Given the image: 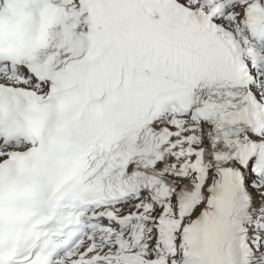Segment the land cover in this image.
I'll use <instances>...</instances> for the list:
<instances>
[{
	"label": "snow or ice",
	"instance_id": "obj_1",
	"mask_svg": "<svg viewBox=\"0 0 264 264\" xmlns=\"http://www.w3.org/2000/svg\"><path fill=\"white\" fill-rule=\"evenodd\" d=\"M0 264H264V0H0Z\"/></svg>",
	"mask_w": 264,
	"mask_h": 264
}]
</instances>
